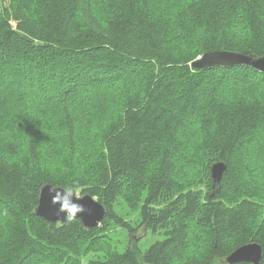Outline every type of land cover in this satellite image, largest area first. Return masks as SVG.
<instances>
[{
	"label": "trees",
	"instance_id": "16d2710c",
	"mask_svg": "<svg viewBox=\"0 0 264 264\" xmlns=\"http://www.w3.org/2000/svg\"><path fill=\"white\" fill-rule=\"evenodd\" d=\"M215 50L264 54V0H0V264H264V72ZM45 184L104 219L38 216Z\"/></svg>",
	"mask_w": 264,
	"mask_h": 264
},
{
	"label": "water",
	"instance_id": "95a60500",
	"mask_svg": "<svg viewBox=\"0 0 264 264\" xmlns=\"http://www.w3.org/2000/svg\"><path fill=\"white\" fill-rule=\"evenodd\" d=\"M245 64L256 70L264 72V54L254 56L235 51H209L192 62L195 68H203L214 65L231 66ZM226 171L224 163L217 162L211 166V175L215 182H219L222 174ZM54 198H56L54 200ZM60 201H63V205ZM82 209L73 211L72 209ZM105 208L90 195L77 196L73 191H66L61 187L45 184L41 187L38 204L35 213L47 221L65 222L68 215L80 219L81 223L88 228L98 226L105 216ZM262 258V247L257 242L243 244L233 250L225 261L229 264L246 261L258 264Z\"/></svg>",
	"mask_w": 264,
	"mask_h": 264
},
{
	"label": "rangeland",
	"instance_id": "374dc122",
	"mask_svg": "<svg viewBox=\"0 0 264 264\" xmlns=\"http://www.w3.org/2000/svg\"><path fill=\"white\" fill-rule=\"evenodd\" d=\"M78 196H81V195H78ZM115 209H116L117 211H119L120 213L124 214V215H125V218H127V219H129V218L133 219V217L136 215V214H134L132 211H129V208H128V207H124V206L121 205V204L117 205V206L115 207ZM138 232L141 233V231H138ZM114 235H115L117 238H119L122 242L124 241V242L126 243V241H125V237H126V236L124 237V235H123L121 232H118V231L116 230V227L114 228ZM157 239H158V236H153L152 234L148 233V234L146 235V237H144L143 239H141L140 244H141L143 247H145V249H146L147 247L150 246V244H152V243H153L155 240H157Z\"/></svg>",
	"mask_w": 264,
	"mask_h": 264
},
{
	"label": "clouds",
	"instance_id": "9594fccd",
	"mask_svg": "<svg viewBox=\"0 0 264 264\" xmlns=\"http://www.w3.org/2000/svg\"><path fill=\"white\" fill-rule=\"evenodd\" d=\"M68 192H70L71 190L69 189V190H67ZM56 198H54V200H55ZM61 203H62V205H63V201H60ZM73 211H76V210H81L82 211V209H76V208H73L72 209Z\"/></svg>",
	"mask_w": 264,
	"mask_h": 264
},
{
	"label": "bare ground",
	"instance_id": "6f19581e",
	"mask_svg": "<svg viewBox=\"0 0 264 264\" xmlns=\"http://www.w3.org/2000/svg\"><path fill=\"white\" fill-rule=\"evenodd\" d=\"M200 58V57H199ZM198 59V58H197Z\"/></svg>",
	"mask_w": 264,
	"mask_h": 264
}]
</instances>
